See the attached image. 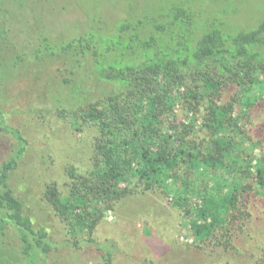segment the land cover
<instances>
[{"label": "trees", "instance_id": "1", "mask_svg": "<svg viewBox=\"0 0 264 264\" xmlns=\"http://www.w3.org/2000/svg\"><path fill=\"white\" fill-rule=\"evenodd\" d=\"M7 34L3 25L2 42ZM35 56L57 62L63 83L82 94L74 123L93 133V168L71 171L77 179L67 199L55 185L46 192L61 216L82 221L78 210L93 197L87 225L93 227L102 205L160 191L183 212L214 264H264V237L251 227L257 218L264 221L251 210L264 195V134L254 140L237 113L238 106L264 99V20L235 32L216 18L201 21L179 2L119 21L114 32L96 20L69 40L44 36ZM86 73L113 88L83 96L88 88L80 77ZM230 87L235 91L225 100ZM179 108L200 115V124L197 118L187 123ZM0 130L15 139L13 152L0 162V264H48L52 237L11 183L28 140L6 122L1 107ZM101 257L115 264L112 251Z\"/></svg>", "mask_w": 264, "mask_h": 264}, {"label": "rangeland", "instance_id": "2", "mask_svg": "<svg viewBox=\"0 0 264 264\" xmlns=\"http://www.w3.org/2000/svg\"><path fill=\"white\" fill-rule=\"evenodd\" d=\"M179 2L195 10L201 21L216 18L235 32L253 29L264 20V0H0V28L8 29L6 42L0 36V107L6 122L28 140L11 183L25 198L36 224L45 226L52 237L54 249L48 264H103L101 255L108 250L115 264H214L193 237L183 212L160 191L135 193L102 205L101 217L93 227H87L95 212L93 197L90 206L78 210L82 218L75 215L83 219L80 222L61 216L46 197L48 188L55 185L67 199L77 179L71 171L83 173L93 168L95 160L92 130L76 129L74 123L82 94H73L63 83L57 62L36 58L42 38L69 40L96 20L114 32L119 21L161 13ZM13 61L18 64L14 66ZM80 78L88 88L85 97L100 96L113 88L88 73ZM233 91L235 87H230L224 99ZM237 113L249 136L262 137L264 99L238 106ZM178 114L187 123L197 118L200 124V115H186L180 108ZM14 146L15 139L0 130V162ZM259 198L251 207L255 217L264 216V195ZM256 221L252 230L264 237V221Z\"/></svg>", "mask_w": 264, "mask_h": 264}]
</instances>
